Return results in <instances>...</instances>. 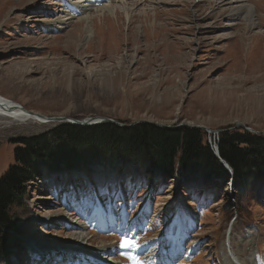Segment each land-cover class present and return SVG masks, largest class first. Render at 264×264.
Masks as SVG:
<instances>
[{
	"label": "rangeland",
	"instance_id": "obj_1",
	"mask_svg": "<svg viewBox=\"0 0 264 264\" xmlns=\"http://www.w3.org/2000/svg\"><path fill=\"white\" fill-rule=\"evenodd\" d=\"M232 1L0 0V95L48 118L203 127L216 134L203 130L213 150L222 133H251L239 124L264 136V0H241L255 8L252 16L232 14L238 5H226ZM104 5L117 13H97ZM72 8L76 14L66 22ZM86 16L92 43L77 20ZM58 125L0 117V177L14 163L10 140ZM103 172L96 180L85 171L56 174L31 186L16 211L18 247L0 264H48L73 253L76 260L91 258L100 249L114 257L116 241V264H235L232 256L264 264V179L240 196L230 186L193 193L176 178L128 173L116 179ZM73 182L80 204L69 211L74 194L66 187ZM127 206V224L117 222ZM97 207L101 232L93 224ZM138 213L145 217L136 226ZM132 227L134 240L123 237ZM37 246L41 258L33 255Z\"/></svg>",
	"mask_w": 264,
	"mask_h": 264
},
{
	"label": "trees",
	"instance_id": "obj_2",
	"mask_svg": "<svg viewBox=\"0 0 264 264\" xmlns=\"http://www.w3.org/2000/svg\"><path fill=\"white\" fill-rule=\"evenodd\" d=\"M9 143L15 147L14 163L0 177L2 259L11 257L18 247L13 243L15 235H20L16 211L25 207L29 189L56 174L67 177L85 171L93 180L103 171L116 179L128 173L135 178H176L193 193L206 189L220 193L230 186L240 196L264 179V136L241 129L220 134L217 144L232 175L216 157L207 133L199 129L61 124Z\"/></svg>",
	"mask_w": 264,
	"mask_h": 264
},
{
	"label": "bare ground",
	"instance_id": "obj_3",
	"mask_svg": "<svg viewBox=\"0 0 264 264\" xmlns=\"http://www.w3.org/2000/svg\"><path fill=\"white\" fill-rule=\"evenodd\" d=\"M125 0H123V2H124ZM140 1V0H139ZM232 1V0H231ZM226 3V2H225ZM77 4H79V3H77ZM124 4H125V2H124ZM231 4H238L237 6H232L231 7V12H232V14H234V13H240V12H243V13H245L246 11H247V13H248V15L249 16H252V14L254 13V10H255V8L253 7V6H251L250 4H247V3H244V1H241V0H235V1H232V2H230V4H227L226 3V5H231ZM114 5V4H113ZM124 6V5H123ZM76 8L77 7H79L78 5L77 6H75ZM81 7V6H80ZM89 8V7H88ZM82 9V8H81ZM84 9V8H83ZM71 11H73V14L72 13H70L69 15H70V17L68 18V19H66L65 21L66 22H68V21H70L71 19V17L74 15V14H76V11L72 8L71 9ZM245 11V12H244ZM85 12H87V10L85 11ZM97 13H99V14H101V15H106V14H108L109 16H114L117 12L115 11V6H107V5H104V6H102L101 8H99V9H97ZM124 13H125V16H126V19H127V21L129 22V21H131V13L128 11V10H126V11H124ZM247 13H245V14H247ZM79 14V13H78ZM75 17V16H74ZM245 18V17H244ZM61 19L59 18L58 19V21H60ZM78 21H79V23L78 24H82V23H84L83 25H85L86 26V29H85V31H86V35H85V37H84V41H86V42H91L92 41V39H93V29L91 28V23H90V18L89 17H82V18H79V19H77ZM245 20L246 21H249V17H247V15H246V18H245ZM59 25V24H58ZM60 25H62V24H60ZM82 25V26H83ZM250 25V24H249ZM251 25H253V24H251ZM85 26H83V27H85ZM60 28V26H57L56 27V29H59ZM95 35V34H94ZM257 37V36H256ZM74 37H73V35H71L70 36V38H69V40L71 41V42H75L76 41V39H73ZM256 40V39H255ZM258 43H259V41H260V39H258L257 38V40H256ZM92 43V42H91ZM22 106V105H21ZM23 107V106H22ZM25 109V108H24ZM25 110H27V109H25ZM43 116V115H42ZM0 117H2V118H6V119H10V120H17V121H34V122H38V123H41V121H35V119L33 118V117H31L29 114H26L23 110H21L19 107H18V104H16V103H14V102H12L11 100H9V99H6L5 97H3V96H1L0 95ZM41 124H43V123H41ZM51 124H56V123H51ZM45 171L47 172V170L45 169ZM120 225H122V224H120ZM109 226H113V225H110L109 224ZM112 227H110V228H106V229H111ZM75 240H77V238L75 239ZM79 240V239H78ZM228 244V243H227ZM101 245H104V242L102 241L101 242ZM38 248L37 249H39L40 247L39 246H37ZM175 247H176V245H175ZM44 252V249H39V250H36V251H34V253H33V255H36L35 257H38V258H41V253H43ZM48 252V251H47ZM46 251H45V253H47ZM79 253H83V252H80L79 251ZM98 253H101L102 255L103 254H105V253H109V251L108 250H103V249H100L99 251H98ZM78 254V253H77ZM112 255V254H111ZM34 257V258H35ZM232 258H233V261H234V263L235 264H241L242 263V261L240 262V257L238 256H232ZM228 259H230L229 257H228ZM35 261V263L34 264H36L37 262H38V259L37 260H34ZM44 261V260H43ZM43 261H41V262H43ZM231 261V260H230ZM43 264V263H42ZM243 264V263H242Z\"/></svg>",
	"mask_w": 264,
	"mask_h": 264
},
{
	"label": "water",
	"instance_id": "obj_4",
	"mask_svg": "<svg viewBox=\"0 0 264 264\" xmlns=\"http://www.w3.org/2000/svg\"><path fill=\"white\" fill-rule=\"evenodd\" d=\"M18 107L21 110H23L26 114H29L31 117H33L35 119V121H41V123H43V124H51V123L58 124L59 123V124H71V125H76V126H92V125H97V124H100V123H103V122H109V123H113V124H115V125H117L119 127H132L134 125L142 123V122H140V123L138 122V123H135V124H133L131 126H124V125L118 124V123H116L114 121H111V120H104V119H97V118H89V119H86V120H83V121H75V120H71V119L65 118V117L48 118V117H45V116H42V115H39V114H35V113L31 112V111L25 110L24 107H22L21 105H18ZM143 123H148V122H143ZM159 127L166 128L165 126H159ZM185 127L188 128V129L206 130L205 128L198 127V126H185ZM237 127H242V128H244L245 130H247V131H249L251 133H256L255 131L247 129L243 125H240V124ZM167 128H169V127H167ZM172 129H176V128H172ZM206 131L210 135H216L214 131H211V130H206ZM214 152H215L216 157L221 161V163L224 165V167L232 175V171H231L230 167L228 166V164L225 163L220 158L218 147H216L214 149Z\"/></svg>",
	"mask_w": 264,
	"mask_h": 264
}]
</instances>
